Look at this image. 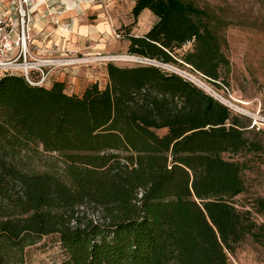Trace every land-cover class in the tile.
Segmentation results:
<instances>
[{"label":"trees","instance_id":"1","mask_svg":"<svg viewBox=\"0 0 264 264\" xmlns=\"http://www.w3.org/2000/svg\"><path fill=\"white\" fill-rule=\"evenodd\" d=\"M134 1V23L145 9L157 21L126 33L128 54L227 82L217 14L190 0ZM106 69L105 86L81 94L0 76V264H24L48 235L67 252L58 264H229L247 235L264 242V224L234 204L242 164L224 156L263 151L245 135L258 126L161 65ZM31 143L57 154L63 173L15 163Z\"/></svg>","mask_w":264,"mask_h":264},{"label":"rangeland","instance_id":"2","mask_svg":"<svg viewBox=\"0 0 264 264\" xmlns=\"http://www.w3.org/2000/svg\"><path fill=\"white\" fill-rule=\"evenodd\" d=\"M128 1L130 0H117L113 7H106L105 4L104 7L109 9L111 15H107V18L109 21L113 18L115 25L111 33L102 34V39H99L100 43L105 41L103 49L90 53H87L86 49L67 51L70 56L84 58L79 64L57 69L60 70V73H56L57 77L62 76L66 80L67 92L78 91L81 94L83 88L92 82H99L102 87L105 86L108 82L106 65L109 62L120 66L140 62L136 58L132 59V55L127 52L126 33L143 35L155 24L157 16L146 9L134 23L132 10L126 5ZM190 1L214 12L224 22L219 32L223 39V50L231 63L227 82L221 81L218 85H213L196 72L172 65H168L171 66L168 69L191 74L197 79V85L202 81L212 90H207L204 86L205 91L241 110L242 113L235 110L234 112L243 120H248L252 124L257 120L255 123L258 129H248L245 135L264 145V0ZM116 34L120 36L117 37ZM190 46L191 44H187L185 48ZM93 53L103 55H89ZM111 55L127 57L126 60H114ZM94 57L101 59L97 60ZM55 77L51 78V83ZM164 131L158 132L162 134ZM224 156L242 164L241 176L245 190L234 198L235 206L241 212L247 213L256 224H264V210L259 206V200L264 199V150L259 153L243 152L233 157L225 153ZM14 161L29 173H63V164L58 155L44 151L42 145L38 143H31L23 148L15 156ZM90 214L98 216L100 212L90 210ZM66 257L67 252L58 236L48 235L26 247L24 264H58ZM229 264H264V242L247 235L237 245L235 252L229 254Z\"/></svg>","mask_w":264,"mask_h":264},{"label":"built area","instance_id":"3","mask_svg":"<svg viewBox=\"0 0 264 264\" xmlns=\"http://www.w3.org/2000/svg\"><path fill=\"white\" fill-rule=\"evenodd\" d=\"M43 3L39 0H0V76L19 74L31 84L47 86L51 83L54 70L84 61V58L76 55L62 54L59 47L39 44L36 41L34 25L38 19H45L61 27V16L66 12L63 0H55L45 10L38 11L37 6ZM116 36L119 37L120 34ZM136 59L143 63L159 64L167 69L171 67L147 58L136 56ZM170 70L197 84V79L191 74ZM33 73L37 80L33 79ZM198 86L205 89L202 81ZM220 101L233 111L242 113L229 102ZM254 121L257 123V120Z\"/></svg>","mask_w":264,"mask_h":264},{"label":"crops","instance_id":"4","mask_svg":"<svg viewBox=\"0 0 264 264\" xmlns=\"http://www.w3.org/2000/svg\"><path fill=\"white\" fill-rule=\"evenodd\" d=\"M39 1L40 3L44 2L37 6V10L42 11L45 10L48 4L53 3L55 0ZM63 2L64 6H66V12L61 16V27H57L52 22L45 19H38L34 25L36 41L39 44L55 48L59 47L64 55H67L68 50L72 52V49L81 51L86 49L87 53L103 49L105 47V41L100 43L99 39H102V34L111 33L115 25L113 18L111 21L107 18V15H111L109 9H106L104 6L105 4L108 5H106V7L112 6L117 0H63ZM134 4V0H130L126 3L131 10ZM95 54L103 55L101 53L89 55L93 56ZM59 71L60 70H54L51 78L56 76L53 78V81L65 82L67 88L66 80L62 78V76H59V78L57 77L56 73ZM50 85L51 83L47 86ZM87 86L88 84L83 88L82 92ZM69 93L79 94L78 91Z\"/></svg>","mask_w":264,"mask_h":264},{"label":"bare ground","instance_id":"5","mask_svg":"<svg viewBox=\"0 0 264 264\" xmlns=\"http://www.w3.org/2000/svg\"><path fill=\"white\" fill-rule=\"evenodd\" d=\"M112 56V55H111ZM126 55H115V56H112V58L114 59V60H126ZM95 59H101V58H99V57H94ZM131 58L132 59H135L136 58V56H131ZM129 59V58H128ZM203 85L205 86V88H207V90L209 89V90H211L207 85H205L204 83H203Z\"/></svg>","mask_w":264,"mask_h":264}]
</instances>
